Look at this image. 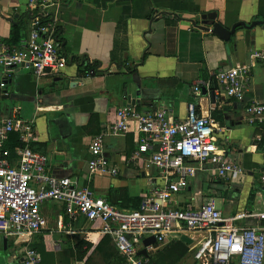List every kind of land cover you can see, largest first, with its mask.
Wrapping results in <instances>:
<instances>
[{
    "label": "crops",
    "instance_id": "0c3cea01",
    "mask_svg": "<svg viewBox=\"0 0 264 264\" xmlns=\"http://www.w3.org/2000/svg\"><path fill=\"white\" fill-rule=\"evenodd\" d=\"M28 2L0 0L1 41L12 44L26 37L31 19ZM47 12L59 28L55 44L63 64L39 79L29 69H18L0 92V124L11 116L32 122L34 139L29 148L46 158L50 175L75 179L78 187L88 188L116 208L135 209L162 181L146 157L131 161L134 134H110L116 112L126 106L144 113L163 109L179 120L187 106L194 105L200 115L213 119L218 143L244 173L222 182L212 172H196L175 200L186 206L208 198L215 203L218 198L223 216L264 210L258 181L264 147L254 141L258 129L246 122L243 113L246 104L264 101V65L250 60L252 52L264 48V0H56ZM208 14H215V19H202ZM214 23L228 32L226 39L211 32ZM243 65L249 66L250 77L242 101L217 102L210 98L212 90L194 93L197 81H209L221 69ZM260 133L263 136L264 130ZM97 135H103V154L115 174H88V146ZM16 158L12 153L11 161ZM40 214L47 223L40 232L48 254L44 264H74L80 242L92 246L83 258L85 264H102L96 256L86 262L104 237L96 227L83 219L70 221L56 202L44 203ZM255 221L236 225L262 226ZM38 234L26 244L32 241L38 247ZM201 236L174 234L140 256L150 264L155 251L176 247L183 259L175 264H195ZM5 241L0 236L6 264H19L14 257L20 256L25 242ZM80 247L86 250L85 245Z\"/></svg>",
    "mask_w": 264,
    "mask_h": 264
},
{
    "label": "built area",
    "instance_id": "2783aa9c",
    "mask_svg": "<svg viewBox=\"0 0 264 264\" xmlns=\"http://www.w3.org/2000/svg\"><path fill=\"white\" fill-rule=\"evenodd\" d=\"M55 2L29 0L28 9L47 14ZM54 32L53 24H44L40 16H35L30 19L28 34L17 45L0 40V88L21 68L31 70L37 79L46 74L45 70L50 74L59 69L63 60L57 54ZM250 60L264 65V48L252 52ZM249 77L248 65L221 69L211 80L197 81L193 91L199 94L205 87L212 90L217 102L242 101ZM243 113L246 122L258 129L254 141L259 143L264 130V101L246 104ZM31 124L15 116L0 124V236L25 242L20 256L14 257L19 264H43L40 253L26 243L45 224L40 207L46 202L61 204L70 221L83 219L101 235L111 237L129 264H147L140 256L142 252L183 232L202 235L193 256L195 264H264V227L236 225L246 219L264 221V210L223 216L213 199L186 206L175 200L196 172H212L222 182L244 173L227 155L225 146L218 143L213 119L200 115L194 105H188L185 117L179 120L163 109L144 113L126 106L116 112L110 134H134L136 149L131 161L146 157L162 181L141 198L135 209L116 208L96 198L88 188L78 187L75 179L50 175L46 158L29 148L34 139ZM12 135L17 138L13 152L7 147ZM103 143V135H97L88 146L90 176L116 173L103 154ZM12 153L17 156L15 162L11 161ZM258 181L264 191V151ZM74 264H85V259Z\"/></svg>",
    "mask_w": 264,
    "mask_h": 264
},
{
    "label": "trees",
    "instance_id": "16d2710c",
    "mask_svg": "<svg viewBox=\"0 0 264 264\" xmlns=\"http://www.w3.org/2000/svg\"><path fill=\"white\" fill-rule=\"evenodd\" d=\"M30 14H31V18H33L35 16H40L41 17V21L44 24L51 23V24L54 25V22L52 20H50V16H49L48 13L46 14V13H43V12L40 13L38 11H31ZM54 27H55L54 36H58L59 28H57L55 25H54ZM19 41H20V38L19 39L17 38L15 43H12V44L8 43V44L12 45V46H15V45L18 44ZM262 134H263L262 140L258 143V145H262L264 147V133H262ZM13 140H14L15 144H14L13 147H10L11 152H13V149L17 146V138L15 137V138H13ZM247 220H250V219H247ZM251 221H254V220H251ZM255 222H257L255 224L257 226H259V225L264 226V221H255ZM81 244L86 246V248H85L86 250L82 251V250L79 249V248H81L80 247ZM78 245H79V247L78 246H76V247H78L77 249L79 251V254L77 255V259L78 260H76V261H81L86 256V253L88 252V250L92 246H91V244L86 243V242H83V243L80 242ZM34 248L40 253V255L42 257V262H43V260H45L47 262L48 254L45 253V249L43 247V244H40L37 248L35 246ZM118 253L116 252V250H115V248L113 246L111 237L104 236L99 241L97 246L93 248V251L90 254V256H87L86 262L88 263L91 260V258L93 259V256H96L98 259L101 260L102 264H129L127 259L124 256H122L120 253L119 254Z\"/></svg>",
    "mask_w": 264,
    "mask_h": 264
},
{
    "label": "rangeland",
    "instance_id": "374dc122",
    "mask_svg": "<svg viewBox=\"0 0 264 264\" xmlns=\"http://www.w3.org/2000/svg\"><path fill=\"white\" fill-rule=\"evenodd\" d=\"M215 206H216L217 209L221 208L220 201L218 200V198H215ZM46 228H47V223L45 221V224H44L42 230H44ZM40 232L37 235V242L39 241V243L44 244V240H43V237H42L43 235H40L41 234ZM75 240H78V238H75ZM29 242H30L29 246L30 247L33 246L32 248H34L35 246L32 244L33 242L32 241H29ZM3 256H5L4 252H2L0 250V264L1 263L2 264H6L5 259L3 258ZM180 259L182 260L183 257L182 256L179 257L177 255V248L176 247L175 248L174 247H172V248L169 247L168 249H165L164 251H155L154 253H152V258L150 259V264H175L177 261L179 262Z\"/></svg>",
    "mask_w": 264,
    "mask_h": 264
},
{
    "label": "water",
    "instance_id": "95a60500",
    "mask_svg": "<svg viewBox=\"0 0 264 264\" xmlns=\"http://www.w3.org/2000/svg\"><path fill=\"white\" fill-rule=\"evenodd\" d=\"M205 18H209V19H211L212 21L215 19V14H208V15H206V16H202V19H205ZM195 25V24H194ZM236 27H239V25L237 26V25H235L234 26V28H236ZM201 29H203V28H201ZM211 32L213 33V34H216L217 36H219V37H221V38H224V39H226L227 38V31L225 30V29H223L222 28V26H220L219 25V23H214V24H212V27H211ZM45 72L46 73H49V70H45ZM5 90V87L4 88H0V92H2L3 93V91ZM201 92L203 93V94H205L206 93V88H201ZM213 92H211L210 93V98L211 99H213ZM6 97V96H5ZM4 99H8V98H4ZM6 241L4 240V243H5Z\"/></svg>",
    "mask_w": 264,
    "mask_h": 264
}]
</instances>
